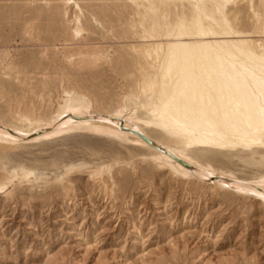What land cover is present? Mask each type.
<instances>
[{
	"label": "rangeland",
	"instance_id": "1",
	"mask_svg": "<svg viewBox=\"0 0 264 264\" xmlns=\"http://www.w3.org/2000/svg\"><path fill=\"white\" fill-rule=\"evenodd\" d=\"M153 2L168 28L193 14ZM258 8L236 0L225 15L234 38L264 46ZM148 31L139 0H0V124L122 115L194 166L264 187V147L215 152L161 128ZM155 158L103 127L0 143V264H264L260 197Z\"/></svg>",
	"mask_w": 264,
	"mask_h": 264
},
{
	"label": "bare ground",
	"instance_id": "2",
	"mask_svg": "<svg viewBox=\"0 0 264 264\" xmlns=\"http://www.w3.org/2000/svg\"><path fill=\"white\" fill-rule=\"evenodd\" d=\"M153 1L139 0L143 22L149 24L147 33L158 41L147 53L154 55L157 62L156 87L152 90L157 105L154 111H157L161 128L175 139L180 138L179 142L183 139L190 147L215 152L263 148L264 46L234 38L238 33L228 24L225 12L236 0H186L193 14L188 20L180 19L173 29L157 16L161 5ZM251 2L248 0L249 5ZM258 3L261 14L257 13L256 18L264 27V0ZM78 32L76 30L75 34ZM73 127L119 131L151 150L156 160L187 177L212 182L239 194H255L264 202V187L194 166L182 154L155 141L122 115L64 112L49 123H34L25 129L0 124V143H15Z\"/></svg>",
	"mask_w": 264,
	"mask_h": 264
},
{
	"label": "water",
	"instance_id": "3",
	"mask_svg": "<svg viewBox=\"0 0 264 264\" xmlns=\"http://www.w3.org/2000/svg\"><path fill=\"white\" fill-rule=\"evenodd\" d=\"M144 139H146L144 136H142Z\"/></svg>",
	"mask_w": 264,
	"mask_h": 264
}]
</instances>
